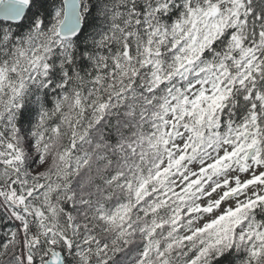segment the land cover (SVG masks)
Returning <instances> with one entry per match:
<instances>
[{"label": "snow or ice", "instance_id": "snow-or-ice-1", "mask_svg": "<svg viewBox=\"0 0 264 264\" xmlns=\"http://www.w3.org/2000/svg\"><path fill=\"white\" fill-rule=\"evenodd\" d=\"M0 264H264V0H0Z\"/></svg>", "mask_w": 264, "mask_h": 264}]
</instances>
